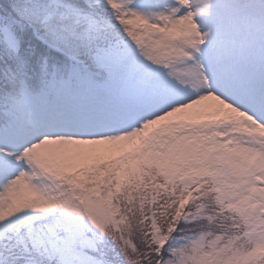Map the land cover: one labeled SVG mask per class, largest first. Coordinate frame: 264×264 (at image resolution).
I'll use <instances>...</instances> for the list:
<instances>
[{"label":"snow or ice","instance_id":"6c2138e0","mask_svg":"<svg viewBox=\"0 0 264 264\" xmlns=\"http://www.w3.org/2000/svg\"><path fill=\"white\" fill-rule=\"evenodd\" d=\"M0 264H264V0H0Z\"/></svg>","mask_w":264,"mask_h":264}]
</instances>
